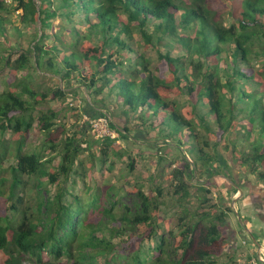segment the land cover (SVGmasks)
I'll return each mask as SVG.
<instances>
[{
  "label": "trees",
  "instance_id": "1",
  "mask_svg": "<svg viewBox=\"0 0 264 264\" xmlns=\"http://www.w3.org/2000/svg\"><path fill=\"white\" fill-rule=\"evenodd\" d=\"M17 12L21 24L41 23L27 48L21 26L4 16ZM0 49L9 87L0 92V131L12 133L16 147L8 190L0 176V264H100L101 258L117 264L124 249L119 243L152 241L158 235L157 198L141 187L134 209L123 206L121 214L101 208V196H94L89 206L99 209L100 218L70 190L47 195L43 179L58 186L61 176L66 181L74 173L84 183L87 177L76 171L78 163L83 165L79 143L84 132L59 124L60 112L49 102L67 99V90L76 86L121 111L140 131L157 132L166 145L172 142L186 154L183 170L175 173L183 180L176 195L188 196L186 178H195L198 167L211 168L220 158V144L264 184V0H225L218 10L208 0H12L10 5L0 0ZM145 50L157 53L158 74ZM33 70L64 86L51 93L34 90ZM38 124L45 147L60 151L57 171L48 166L52 160L23 151ZM111 127L125 140L131 133L130 127L113 122ZM119 138L104 141V163L112 156H131ZM3 143L0 165L10 151ZM31 180L38 191L35 208L25 206ZM106 196L113 197L111 190ZM4 199L17 201L11 216L3 212ZM201 204L196 220L178 234L175 264H218L216 258L228 247L233 210L207 197ZM165 243L156 247V264H169ZM133 259V264H146L139 255Z\"/></svg>",
  "mask_w": 264,
  "mask_h": 264
},
{
  "label": "rangeland",
  "instance_id": "2",
  "mask_svg": "<svg viewBox=\"0 0 264 264\" xmlns=\"http://www.w3.org/2000/svg\"><path fill=\"white\" fill-rule=\"evenodd\" d=\"M11 1L8 0L9 5ZM208 2L212 4L215 10H218L220 4L224 3L225 0H208ZM4 16L21 26L20 29L24 34L22 43L25 48L29 47L34 35L40 29L41 23L30 26L21 24V12L16 14L4 13ZM56 20V24H62L60 20ZM141 42L142 40L137 37V43L140 44ZM145 53L154 64V73L158 74L156 67L160 65V62L157 58V53L154 50H145ZM2 55L3 53L0 49V56ZM2 67V62L0 61V92L9 90L6 85L8 76L5 75L7 72L2 70ZM32 74L31 86L36 91L51 93L53 89L64 86L59 79L46 73H36L33 70ZM67 92V99L49 102L51 107L56 108L60 112L59 124H66L69 132H84V136H82L79 143L82 145L79 161L83 165L81 166L78 163L76 171L79 173L85 172L87 177L84 183V179L74 173L66 181L64 176H61V184L58 186L50 185L46 182V179H43L45 187L50 191L47 195L54 196L61 189L70 190L75 196L81 198L83 204L88 206L92 216H95V218H100L99 209H90L89 204L93 202L96 195H100L102 198L101 208H112L116 214L123 212V206L134 209L136 188L141 187L146 194L157 198L158 210L154 212V224L158 235L152 241L139 239L136 242L119 243L121 242L120 239H115V242L119 243L120 248H124L123 253L117 258V264H133V258L136 255H139L146 264H156V247L163 240L166 242L163 247L165 250L164 257L169 264H175L180 257V252L177 251L178 234L185 224L195 219L202 205L201 202L205 197L211 200L213 205L224 209L232 208L234 211L229 215L226 228L229 247H227L221 257L216 258L218 264H252L255 261L256 258L253 260L252 255H250L251 251L259 249L258 243L264 244V184L255 176L250 175L239 167L233 155L225 150L224 144L219 145L220 158L211 168L198 167L195 178L194 176L186 178V181L190 184L188 196L183 193L176 195V190L179 186H182L183 180L181 181L180 178L176 177L175 173L183 170L186 154H181L172 142L166 145L157 132L147 133L140 131L134 122L124 116L121 111L114 109L108 103L103 105L99 102L101 99L91 97L85 88L76 86L68 89ZM178 100L183 104L186 116L190 117L186 111L188 105L185 100L182 97H179ZM239 106L241 107L242 105L240 104ZM98 113L108 114L112 122L121 129L125 127L131 128V133L127 136V140L121 137L118 140V144L127 149L131 156L127 155L124 158L112 156L111 161L108 163H104L101 160V150L104 148V141L97 139L89 128V121L97 118ZM37 117L38 115L36 114L35 118ZM40 127L41 125L38 124L28 140L25 141L23 151L39 153L45 160H52L53 163L48 166L52 171H57L56 167L61 163L60 151H51L49 147H45L46 136ZM122 132L127 135L125 131ZM2 141H4V145L7 144L10 147L5 161L0 165V176L5 178L6 189L8 190L12 176L10 167L15 164L16 147L13 134L10 132L2 135L0 131V143ZM213 144H215V140ZM131 158L135 160L134 170L130 166ZM220 175L227 176V178L220 180ZM25 179L27 178L25 177ZM33 183L34 180H31L25 197V206L29 205L35 208L38 191ZM239 189L241 193L237 194ZM110 190L113 195L111 199L106 196ZM159 190H161V194H159ZM207 190L212 193L206 194ZM236 196L239 199L234 202L233 200ZM68 199H71L70 196H68ZM16 202V199L13 201L4 199L3 212H7L11 216V206ZM242 216H244L245 223L252 226L251 232L247 233L244 225V235L239 233L240 230L232 233L230 230L231 226L239 229L238 217L242 221ZM246 235L252 239L256 236L259 242L256 243L252 239H248ZM244 237L251 240L250 243L247 242L245 244ZM245 255H247V258ZM100 264H105V258H101Z\"/></svg>",
  "mask_w": 264,
  "mask_h": 264
},
{
  "label": "built area",
  "instance_id": "3",
  "mask_svg": "<svg viewBox=\"0 0 264 264\" xmlns=\"http://www.w3.org/2000/svg\"><path fill=\"white\" fill-rule=\"evenodd\" d=\"M112 119L108 114L94 118L89 121V128L97 139L105 141L108 138L118 139L119 132L111 127ZM264 263V255L260 253L259 259L255 260L252 264Z\"/></svg>",
  "mask_w": 264,
  "mask_h": 264
},
{
  "label": "crops",
  "instance_id": "4",
  "mask_svg": "<svg viewBox=\"0 0 264 264\" xmlns=\"http://www.w3.org/2000/svg\"><path fill=\"white\" fill-rule=\"evenodd\" d=\"M239 193H241L240 189L238 190L237 194H239ZM238 199H239L238 196H236V197L234 198L233 201L236 202ZM231 209H232V208H231ZM233 212H234V211H233ZM231 214H232V213H231ZM241 218H242V220L245 222L244 216H242ZM238 219H239V220H238V225H239L238 227H239V229H238V228H234L233 226H231V229H230L231 232L234 233V232H237V231L240 230L239 233H242V235H244V234H245L244 231H243V227H244V225H245V227H246V229H245L246 232H247V233L251 232V228H252V226H250V224H248V223H247L248 225H247L246 223H242V224H240V222H242V221H241V219H240L239 217H238ZM245 227H244V228H245ZM262 228H263V227H262ZM230 230H229V231H230ZM236 230H237V231H236ZM246 236H247V235H246ZM247 237H248V236H247ZM244 238H245V237H244ZM248 239H252V238H249V237H248ZM248 239L245 238V240H244V243H245V244H247V242L250 243L251 240H248ZM228 240H229V239H228ZM252 241L258 243V242H259V239L255 236V237H253ZM256 243H255V244H256ZM258 245H259V249H257V251H251L253 254L251 253L250 255H252L253 260H254L255 258H256L255 260H258V259H259V256H260V253L264 255V244H263V243H261V244L258 243ZM228 247H229V246H228ZM248 250H250V248H248ZM243 251H244V250H243ZM245 257L247 258V255H245ZM259 264H264V263L259 262Z\"/></svg>",
  "mask_w": 264,
  "mask_h": 264
}]
</instances>
